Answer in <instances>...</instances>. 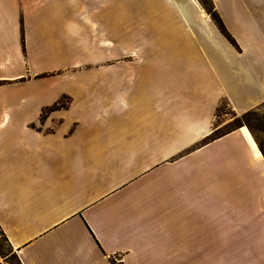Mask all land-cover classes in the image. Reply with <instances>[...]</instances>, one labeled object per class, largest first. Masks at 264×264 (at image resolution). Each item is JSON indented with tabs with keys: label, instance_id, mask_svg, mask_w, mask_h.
<instances>
[{
	"label": "crops",
	"instance_id": "0c3cea01",
	"mask_svg": "<svg viewBox=\"0 0 264 264\" xmlns=\"http://www.w3.org/2000/svg\"><path fill=\"white\" fill-rule=\"evenodd\" d=\"M208 2L236 45L200 0H0V229L21 264H264V158L245 126L203 142L220 104H264V0ZM43 55L90 65L40 80Z\"/></svg>",
	"mask_w": 264,
	"mask_h": 264
},
{
	"label": "rangeland",
	"instance_id": "374dc122",
	"mask_svg": "<svg viewBox=\"0 0 264 264\" xmlns=\"http://www.w3.org/2000/svg\"><path fill=\"white\" fill-rule=\"evenodd\" d=\"M201 3L205 6L208 7V3L206 2V0H200ZM210 18V17H209ZM211 20V18H210ZM212 22V20H211ZM223 23V22H222ZM224 25V24H223ZM215 26V25H214ZM216 27V26H215ZM225 27V25H224ZM216 29L220 32V30L216 27ZM226 29V28H225ZM115 31L116 28H111L110 32L113 34V40L115 38ZM227 31V29H226ZM228 36L233 40V38L229 35L230 33L227 31ZM220 35L224 37V39L230 43L227 38L223 35L222 32H220ZM234 41V40H233ZM231 44V43H230ZM34 58L30 56V68H32V64L34 63ZM89 60H85L84 58H74V57H64V56H49V55H43L38 57V67L43 69V68H49V69H54L56 71V73L54 74H42L40 75L39 79L40 80H49L52 82H59V83H66V84H71V82L73 81L72 79V75L71 73H69V78H66L65 73L63 68H73V66H79V65H90L87 64L86 62H88ZM97 67V66H101V67H105L107 65H103V64H98V65H94L93 67ZM71 72V71H69ZM78 71L73 72L72 74L77 73ZM26 76V72L24 74V76L22 78H24ZM82 80V79H81ZM76 82V81H75ZM18 84L20 86H18ZM13 86V85H12ZM8 90H6L7 93L11 94H26V95H34V93L37 92L38 87L34 86L31 83H24V85L22 84V82L20 83H16L15 86L11 87V88H7ZM80 99V98H78ZM62 102L64 103V100H62ZM257 115H258V122L256 120V117H250L248 120V123L254 128L255 132H257L258 137L262 140H264V136L260 133V131H262L263 127L262 125L264 124V111L262 109V107L257 108ZM234 119H233V113L232 111L225 105V104H220L219 108L216 112V118L214 121V129L215 130H222L224 131L225 129H228L230 127H232L234 125ZM2 252L6 255H1ZM10 254H8V249L6 248V246L3 244L2 240L0 239V262L2 264H14L13 261L10 259L9 257ZM114 264V263H113Z\"/></svg>",
	"mask_w": 264,
	"mask_h": 264
},
{
	"label": "trees",
	"instance_id": "16d2710c",
	"mask_svg": "<svg viewBox=\"0 0 264 264\" xmlns=\"http://www.w3.org/2000/svg\"><path fill=\"white\" fill-rule=\"evenodd\" d=\"M206 2L208 3V7H206V9L208 10V13L211 15L210 18L213 22V24L220 30V32L223 33V35L227 38V40L232 44V45H236L235 42L228 36V33L221 21V19L218 17L217 13L214 11L213 7L211 6V4L208 2V0H206ZM58 106H63V104L59 103L57 104L55 107H58ZM260 107H262L263 111H264V104L261 105ZM219 107L216 108V112L218 110ZM257 108L255 109H252V110H249L247 111L246 113L242 114L241 116L239 115H236L235 113H233V119L235 120L234 121V125L228 129H225L224 131L222 130H214L212 132V134L205 139L204 144L207 143L208 141L210 140H213L217 137H220L221 135H225L226 133L234 130L235 128H240V127H243L245 126L247 128V130L250 132L252 138H253V141L255 142L258 150L261 152L263 158H264V140L260 139L258 137V134L257 132H255L254 128L248 123V120L250 117H256V120L258 122V115H257ZM216 112H215V116H216ZM262 131H260V133L264 136V124L262 125ZM0 239L2 240L3 244L6 246V248L8 249V254L10 259L13 261L14 264H21V262L19 261L18 257L16 256V253L13 251V249L11 248V246L9 245L7 239H6V236L5 234L3 233V231L0 229ZM1 255H6L2 252ZM113 264V262H112Z\"/></svg>",
	"mask_w": 264,
	"mask_h": 264
}]
</instances>
